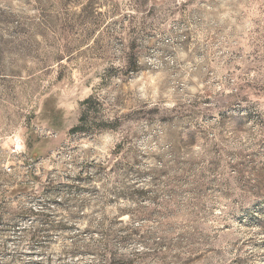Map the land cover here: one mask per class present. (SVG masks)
I'll use <instances>...</instances> for the list:
<instances>
[{"label":"rangeland","instance_id":"rangeland-1","mask_svg":"<svg viewBox=\"0 0 264 264\" xmlns=\"http://www.w3.org/2000/svg\"><path fill=\"white\" fill-rule=\"evenodd\" d=\"M0 264H264V0H0Z\"/></svg>","mask_w":264,"mask_h":264},{"label":"trees","instance_id":"trees-1","mask_svg":"<svg viewBox=\"0 0 264 264\" xmlns=\"http://www.w3.org/2000/svg\"><path fill=\"white\" fill-rule=\"evenodd\" d=\"M80 128H76L75 130H79Z\"/></svg>","mask_w":264,"mask_h":264},{"label":"built area","instance_id":"built-area-1","mask_svg":"<svg viewBox=\"0 0 264 264\" xmlns=\"http://www.w3.org/2000/svg\"><path fill=\"white\" fill-rule=\"evenodd\" d=\"M17 151V150H14V152Z\"/></svg>","mask_w":264,"mask_h":264}]
</instances>
